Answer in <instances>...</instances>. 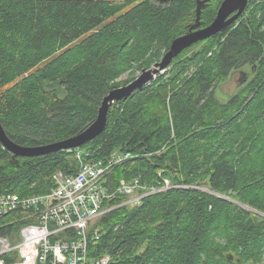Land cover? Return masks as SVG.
Wrapping results in <instances>:
<instances>
[{"label":"trees","instance_id":"trees-1","mask_svg":"<svg viewBox=\"0 0 264 264\" xmlns=\"http://www.w3.org/2000/svg\"><path fill=\"white\" fill-rule=\"evenodd\" d=\"M222 1L202 11L203 26ZM194 10L195 0H0V123L8 138L37 147L85 129L109 91L126 84L123 75L132 82L161 60ZM239 72L250 76L218 100L217 85ZM87 145L78 149L84 161L130 157L110 171V189L121 181L158 188L163 179L174 187L97 220L91 255L108 264H264V0H248L237 21L115 102ZM10 156L0 145V195L19 198L49 192L52 175L75 165L66 152L19 158L17 166Z\"/></svg>","mask_w":264,"mask_h":264},{"label":"built area","instance_id":"built-area-1","mask_svg":"<svg viewBox=\"0 0 264 264\" xmlns=\"http://www.w3.org/2000/svg\"><path fill=\"white\" fill-rule=\"evenodd\" d=\"M64 152L75 165L69 174L57 171L52 175L49 192L26 198L0 195V222L9 215L16 217L0 228L18 226L0 235V264H108V256L90 254L101 237L94 223L123 205L138 206L153 194L150 191L155 187L132 182L121 181L116 189L107 186L112 168L129 159L128 155L113 154L94 162L84 161L77 149ZM170 188V182L163 179L155 192Z\"/></svg>","mask_w":264,"mask_h":264},{"label":"water","instance_id":"water-1","mask_svg":"<svg viewBox=\"0 0 264 264\" xmlns=\"http://www.w3.org/2000/svg\"><path fill=\"white\" fill-rule=\"evenodd\" d=\"M153 1L160 6H167L174 0ZM209 2L210 0H196L194 21L188 26L187 31L171 42L168 51L158 63L147 70H142L140 75L127 85L109 91L101 102L96 119L77 134L61 142L37 147H25L12 142L0 123V145L11 155L10 163L17 166L19 158L40 157L47 154L64 152L68 149H78L92 142L105 130L108 110L115 102L126 100L138 90L146 87L153 81L156 74H163L171 62L184 50L222 32L241 17L248 5V0H223L216 11L214 19L207 26L203 27L201 13L208 6ZM245 81L246 76L242 75L240 82L244 83Z\"/></svg>","mask_w":264,"mask_h":264},{"label":"rangeland","instance_id":"rangeland-1","mask_svg":"<svg viewBox=\"0 0 264 264\" xmlns=\"http://www.w3.org/2000/svg\"><path fill=\"white\" fill-rule=\"evenodd\" d=\"M140 75V72H136L135 73V75H134V77L135 78H137L138 76ZM159 75H161V74H156V76L154 77V79L153 80H155L156 79V77L157 76H159ZM129 76L127 75V74H125V75H123L121 78H120V81H121V83H125L126 82V84H124V86L125 85H127L128 83V81H130L129 79ZM236 78V80H238V77L236 76L235 77ZM131 82V81H130ZM235 84L233 83V81H225V82H222V83H220L219 85H217V87L215 88V97L218 99V100H220V101H224L226 98H228L229 96H231L232 94H234L235 93V86H234ZM121 86H123V85H120V87ZM88 147V145L87 146H82V147H79L78 149L79 150H81V151H85L86 150V148ZM173 188V186L171 185V188L170 189H172ZM156 191V189L155 188H152L151 189V191H150V193H153V194H156V193H158V192H155ZM149 193V194H150ZM152 194V195H153ZM151 195V194H150ZM232 202V201H231ZM16 219V217H12L10 220H7L8 221V223L9 222H12L13 220H15ZM80 236V235H79ZM78 236V237H79ZM80 238V237H79ZM79 238H78V240H79Z\"/></svg>","mask_w":264,"mask_h":264},{"label":"flooded vegetation","instance_id":"flooded-vegetation-1","mask_svg":"<svg viewBox=\"0 0 264 264\" xmlns=\"http://www.w3.org/2000/svg\"><path fill=\"white\" fill-rule=\"evenodd\" d=\"M210 2H211V0H210ZM210 2L207 4L208 6H209V4H210ZM195 5H196V0H195ZM218 9V8H217ZM217 11V10H216ZM215 15H216V12H215ZM215 17V16H214ZM214 19V18H213ZM208 25V24H207ZM207 25H205V26H207ZM204 27V26H203ZM253 68L254 67H252L251 68V70H253ZM235 76H237L238 77V80H236V78L235 77H231V81H233V83L235 84L234 86H235V90H237V88H239L243 83H241L240 82V79H241V77H242V75H245L246 76V80L249 78V76L250 75H248L247 73H243L242 74V72H239V74L237 73V74H234ZM11 157V156H10Z\"/></svg>","mask_w":264,"mask_h":264}]
</instances>
